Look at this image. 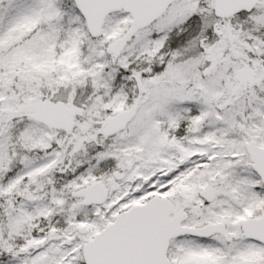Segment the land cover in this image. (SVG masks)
Here are the masks:
<instances>
[{
  "label": "snow or ice",
  "instance_id": "obj_1",
  "mask_svg": "<svg viewBox=\"0 0 264 264\" xmlns=\"http://www.w3.org/2000/svg\"><path fill=\"white\" fill-rule=\"evenodd\" d=\"M0 264H264V0H0Z\"/></svg>",
  "mask_w": 264,
  "mask_h": 264
}]
</instances>
